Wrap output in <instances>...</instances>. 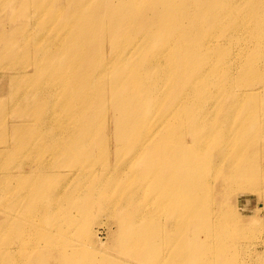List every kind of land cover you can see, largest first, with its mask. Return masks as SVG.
Wrapping results in <instances>:
<instances>
[{
  "label": "rangeland",
  "instance_id": "1",
  "mask_svg": "<svg viewBox=\"0 0 264 264\" xmlns=\"http://www.w3.org/2000/svg\"><path fill=\"white\" fill-rule=\"evenodd\" d=\"M40 1L0 0V264H264L263 90L241 100L230 55L204 58L198 33L168 40L167 4L116 0L113 18L115 0H75L56 38L37 26ZM237 26L217 44L256 36ZM16 31L46 44L11 47ZM87 35L100 52L79 77Z\"/></svg>",
  "mask_w": 264,
  "mask_h": 264
},
{
  "label": "bare ground",
  "instance_id": "2",
  "mask_svg": "<svg viewBox=\"0 0 264 264\" xmlns=\"http://www.w3.org/2000/svg\"><path fill=\"white\" fill-rule=\"evenodd\" d=\"M74 1L75 0H68L67 2H62L61 0H41L40 6H37L36 8V11L39 15L37 26L40 28H44L49 32H52L55 37L58 38V35H60L62 31L63 23L69 21V18L72 15L71 13H68L63 22L58 21L56 19L55 12L59 8H64L68 10L69 6ZM79 1L82 2L83 0ZM119 2L120 1L116 0L112 2V6L109 10V15L113 18L117 17L116 6H118ZM221 2L222 0H209L207 2H204L203 0H149V7L152 10L157 11L159 14H163L164 11L159 8L158 4H167L171 7L169 12L171 22L164 23L163 21L159 24L161 33L164 34L168 40L172 39L175 33L178 36H180L181 32H187L189 34L198 33L202 45L204 44V48L202 49L204 58L213 60L222 51L230 55V60L232 61V63L227 62L223 64L222 67L232 68L234 66V71L235 73H237V77L241 76L238 78L239 84L243 87L241 89V93L239 94L241 100L246 98V92L249 95H252L251 87H255L253 86V84H256L258 88H261L263 90L264 98V14L263 11L260 10V13L256 15L255 20H253V17L245 16V9L247 6L255 5L258 7H263L264 0H236V3H233V13L226 16L216 14L215 12L217 11H211L213 7H219L221 5ZM183 3H187L185 7L181 6ZM193 9L199 11L195 12V15H193ZM242 21L249 22V25L251 27L249 34H255L256 36H254V38L245 35L237 38L235 37L230 43L217 44L223 37H231V30L233 29V27V34H238L240 30L237 24ZM97 22L98 21L95 18L90 24H86V26L90 30L94 31L95 28L99 27V25H97ZM199 22H201L202 25L205 26L201 30L193 29L195 25H197ZM139 25L143 27V24L141 22L137 23V26ZM85 38L86 42L82 46L85 58L82 61V64L83 62L88 60L87 66L84 65L82 68L79 69L69 67V69H72L71 71L74 73V75L79 77L90 75L92 71H94V67L89 66V63L93 61L99 55L100 52L98 40L93 38L91 35H87L85 36ZM11 39L13 41H11V44L8 43V45L14 47V42L19 41V43L21 42L22 46L25 45L26 52L28 51V49H34L35 51H37L46 44L41 42L44 38L42 40L36 39L33 40L32 43H28L27 38L17 31L15 34H12ZM208 41H212V44H207ZM19 49L22 50V48ZM61 52V44H57L51 47L50 53L55 58V61L58 64H60V61L62 62L65 59V56L61 55ZM172 59L173 57L167 59V62L169 63ZM188 59H191L190 54L188 55ZM59 66L64 68L65 64L61 63ZM120 68L121 66L117 62L115 64L116 72L110 79L111 85L113 87H116L119 84V77L121 74L117 71ZM47 91L48 85H45V88L42 90V92ZM84 103H86V101L82 100V104ZM252 113L253 110L247 112V114ZM262 131L264 132V129ZM170 139L171 137H166L164 141L168 142L170 141ZM254 183L257 182L255 181ZM58 198L56 199L57 203L59 200ZM253 229L255 230V228ZM63 251L64 250H62V252ZM63 255L66 256L67 253L63 252ZM71 264H78V262L76 260H72Z\"/></svg>",
  "mask_w": 264,
  "mask_h": 264
}]
</instances>
